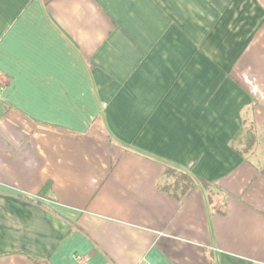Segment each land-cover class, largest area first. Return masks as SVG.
Returning <instances> with one entry per match:
<instances>
[{
  "label": "crops",
  "instance_id": "0c3cea01",
  "mask_svg": "<svg viewBox=\"0 0 264 264\" xmlns=\"http://www.w3.org/2000/svg\"><path fill=\"white\" fill-rule=\"evenodd\" d=\"M0 81V264H264V0H0Z\"/></svg>",
  "mask_w": 264,
  "mask_h": 264
},
{
  "label": "trees",
  "instance_id": "16d2710c",
  "mask_svg": "<svg viewBox=\"0 0 264 264\" xmlns=\"http://www.w3.org/2000/svg\"><path fill=\"white\" fill-rule=\"evenodd\" d=\"M244 131L245 130L241 129V131L239 130L237 132L236 135L238 136V138L240 137V135L244 133ZM248 148H251V145H248ZM177 172L180 171L169 168L167 169L166 173L168 176H174L175 174H177ZM261 172H263L264 174V168L261 169ZM197 184L198 183L196 178L185 172H180V177H178V179L175 182L165 187V189L166 191H170L171 189H174L176 196L182 199V197H184L189 191L191 192L192 190H194L197 187Z\"/></svg>",
  "mask_w": 264,
  "mask_h": 264
},
{
  "label": "built area",
  "instance_id": "2783aa9c",
  "mask_svg": "<svg viewBox=\"0 0 264 264\" xmlns=\"http://www.w3.org/2000/svg\"><path fill=\"white\" fill-rule=\"evenodd\" d=\"M0 90H1V81H0ZM75 259H76L77 264H91L88 258L81 253H76Z\"/></svg>",
  "mask_w": 264,
  "mask_h": 264
},
{
  "label": "rangeland",
  "instance_id": "374dc122",
  "mask_svg": "<svg viewBox=\"0 0 264 264\" xmlns=\"http://www.w3.org/2000/svg\"><path fill=\"white\" fill-rule=\"evenodd\" d=\"M178 177H180V172H177V174H175L174 176H172L171 181L172 182H175L178 179Z\"/></svg>",
  "mask_w": 264,
  "mask_h": 264
}]
</instances>
